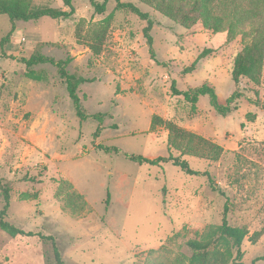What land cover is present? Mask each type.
I'll return each instance as SVG.
<instances>
[{
  "label": "rangeland",
  "instance_id": "1",
  "mask_svg": "<svg viewBox=\"0 0 264 264\" xmlns=\"http://www.w3.org/2000/svg\"><path fill=\"white\" fill-rule=\"evenodd\" d=\"M104 1L98 15L87 0H72L75 13L68 20L12 25L0 15V181L10 189L5 220L53 237L64 264H175L190 257L188 241L221 224L226 205L228 224L248 232L241 263L252 264L264 256V63L258 85L243 78L235 86L231 71L240 37L226 43V33L200 24L186 30L137 0H120L152 21L151 60L147 22L116 9L114 0H97ZM32 3L65 10L62 0ZM111 14L101 53L94 55L91 36ZM36 54L72 58L67 71L87 81L77 89L82 111L98 119L80 122L56 68L27 69L20 62ZM29 71L40 80L28 78ZM172 83L179 91L208 84L222 105L238 91V109L223 117L203 96L193 111L172 94ZM154 117L162 123L151 128ZM164 123L221 148L216 161L170 151L193 171L207 172L212 184L171 163L151 167L127 159L167 157ZM26 193L37 197L24 200ZM73 193L83 197V206L69 202ZM0 264L55 263L49 242L0 230Z\"/></svg>",
  "mask_w": 264,
  "mask_h": 264
},
{
  "label": "trees",
  "instance_id": "2",
  "mask_svg": "<svg viewBox=\"0 0 264 264\" xmlns=\"http://www.w3.org/2000/svg\"><path fill=\"white\" fill-rule=\"evenodd\" d=\"M94 12L101 15L105 12V1L103 3L97 0H87ZM116 9H125L136 15L141 20L147 22V26L143 30L146 39L151 60H154V52L152 50V39L149 32L152 28V21L148 19V15L142 13L138 7L132 3H122L120 0H114ZM246 1V4L243 2ZM65 10L54 9L49 7H35L32 0H0V15L8 17L13 25L16 21L36 22L42 18L50 20H68L74 13L72 0H62ZM137 2L146 5L153 11L157 12L167 20L189 30L196 24L213 34L226 33V43L232 42L236 37H240L241 49L236 54L231 71V80L235 86L239 81L246 78L251 83L258 85L261 80L262 68L264 63V0H137ZM112 14L106 17L101 23L98 31L91 36L92 42L89 48L94 55L101 53L102 45L106 35V31ZM13 29V27H12ZM4 40H2L3 42ZM209 50L203 51L199 58L206 56ZM20 62L30 69L39 65H51L56 68L59 78L64 82L68 97L73 105L75 115L84 122L88 118L98 119V115L87 116L82 111L81 101L77 94L78 86L81 83H87L86 80L79 79L75 75L67 71L68 65L72 62V58L67 56L63 60H55L39 54L32 55L28 59L22 58ZM194 62L187 70L195 69ZM31 79L40 80L39 76H35L32 71L26 73ZM171 92L174 96H180L186 103L191 105V109L195 111L196 105L200 97L207 96L209 103L214 111L223 117L237 111V100L241 97L238 91L225 101V104H219L213 87L203 84L200 87L179 91L175 88V84H171ZM162 123L159 118L154 117L151 121V128ZM169 131L168 139V156L148 159L141 156H126L127 159L138 163L139 165H148L151 167H159L162 164L171 163L173 167L178 168L186 175H203L207 176L209 183L212 180L207 172L199 173L193 171L187 161L174 157L170 151L173 149L180 152L181 156L188 155L198 158H206L216 161L222 150L219 146L201 138L192 133L178 129L171 123H164ZM99 128L94 133V137L98 136ZM100 150L105 153H118L116 148H108L99 146ZM0 193L2 195L3 206L0 210V230L9 237H34L37 236L45 242H49L55 264H64L61 260L60 253L56 247L54 238L51 236H42L32 232H24L8 223L5 218L10 206V189L0 181ZM73 196L79 201H73ZM24 200H35L37 195L23 194ZM72 199V200H71ZM69 202H74L75 208L83 206L85 201L83 197L77 193L72 194ZM81 203V204H80ZM227 206H224L222 214V222L217 226L207 227L200 235L199 240L187 242V247L191 251L189 258L181 256L175 264H242V244L248 234L245 228H235L227 222ZM258 261H264V256L256 258L252 264Z\"/></svg>",
  "mask_w": 264,
  "mask_h": 264
}]
</instances>
